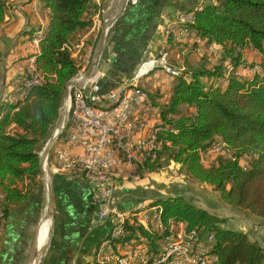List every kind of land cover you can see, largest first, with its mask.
Masks as SVG:
<instances>
[{"label":"trees","instance_id":"trees-1","mask_svg":"<svg viewBox=\"0 0 264 264\" xmlns=\"http://www.w3.org/2000/svg\"><path fill=\"white\" fill-rule=\"evenodd\" d=\"M38 1L51 10L49 31L41 41L36 61L44 82L29 89L25 100L0 106V227L12 211L44 187L40 153L58 120L66 85L81 69L74 59V45L93 25L91 0ZM6 7V1L0 0V25L5 21ZM190 12L195 20L183 26L209 45L217 44L220 57L214 56L212 67H207L209 61L204 58L197 64L186 61V70L181 74L176 70L177 76L172 77L168 94L148 92L159 109V140L164 146L158 158L145 163L139 174L153 177L174 163L190 182L218 192V207L264 222V0H212L201 10ZM181 47L180 51L186 49ZM248 48L261 55L259 62L243 61L242 51ZM243 65L254 70L251 75L233 71L227 76L229 67ZM134 73L131 71L130 78ZM99 84L102 94L117 86L103 91L104 84ZM106 104L91 101L97 109ZM216 144H222L223 149L212 164L204 165L201 154ZM140 192L151 197L150 207H161L165 225L178 223L172 221L175 219L191 229L213 234L212 255H218V263L264 264V244L258 233L252 236L229 225L227 212L211 211L183 193L167 196L156 190L149 191L151 195ZM134 231L129 228L123 241L135 239ZM160 241V235L150 233L148 253H156Z\"/></svg>","mask_w":264,"mask_h":264},{"label":"crops","instance_id":"crops-1","mask_svg":"<svg viewBox=\"0 0 264 264\" xmlns=\"http://www.w3.org/2000/svg\"><path fill=\"white\" fill-rule=\"evenodd\" d=\"M5 1L7 5L5 21L0 25V106L2 103L16 104L20 101L17 89L27 73H31L33 66L37 65L40 44L49 31L51 17V10L44 4L41 10L39 9L38 0ZM207 1L212 2V0H128L125 10L109 30L97 68L99 73L96 74V79L104 84L103 91L128 81L131 71L136 72L144 61L162 56L163 47L173 42V34L176 33V24L167 23L175 21L183 12L201 10ZM112 3L113 0H91L89 17L93 25L90 30L79 35V43L74 45L73 50L75 60L81 65L75 81H79L91 65L94 54L93 43L100 35L103 16ZM179 31H183L181 22H179ZM181 48L179 45H171L173 57L184 51H180ZM186 48L188 52L186 56L180 57L181 64H185L186 61L197 64L204 58L209 61L208 67H212L216 61L214 56L219 58L221 53L217 44L209 45L206 39L190 43ZM242 53L243 61L248 64L259 62L261 59V55L250 48L243 50ZM168 64L175 65V59H168ZM134 65L136 69L132 70ZM244 65L237 69L229 67L226 71L227 76L233 71L237 74L251 75L254 70L244 68ZM177 74L178 72L174 71L173 77ZM150 75L153 81L146 82V76ZM150 75L148 70H140V76H136V83H140L145 77L140 85L148 95V92L157 91L164 95L168 94L172 84L168 76L156 73ZM85 93L87 94L86 91ZM122 96L123 94H116V101H120ZM91 101L95 105L101 104V102L96 103L95 100ZM113 105L116 106L110 108ZM116 107L117 104H106L100 105L98 109L114 111ZM157 118L161 121L159 113L153 115V123ZM75 125L76 123L69 120L68 126ZM49 165H54L53 158L50 159ZM51 178L55 222L51 246L41 264H97L98 258L103 257L102 246L110 242L115 246V251H122V245L126 244L123 236L113 239L114 228L120 223L119 218L123 219L133 211L142 210L143 208L138 210L130 208L139 201L147 200V203L153 201L149 199L150 196L143 195L144 193L140 191L160 192L157 185L152 184L155 177L148 175L135 182L122 183L116 193L117 198L123 200L122 210L114 221V228H110L108 223L98 224L94 219V212L92 214L88 212L91 192L77 167H63V174ZM46 205L47 197L43 187L29 201L9 214L4 225L0 227V264H29L34 250L42 249L47 241L44 240L47 230L40 229ZM39 230L41 236L37 243ZM152 233L161 235L160 229ZM258 234L264 236L261 230H258ZM255 238L259 240V237Z\"/></svg>","mask_w":264,"mask_h":264},{"label":"built area","instance_id":"built-area-1","mask_svg":"<svg viewBox=\"0 0 264 264\" xmlns=\"http://www.w3.org/2000/svg\"><path fill=\"white\" fill-rule=\"evenodd\" d=\"M179 22L190 23L187 12L179 14L175 21L167 23L176 24V33L173 34V42L163 47V55L141 63L127 82L102 94L101 86L96 79V74L99 72L96 71L85 86L80 88V91H86L90 100H95L96 103L117 104V112H95V108H83L79 103V96L69 98V100L77 101L74 116L76 125L64 126L61 135L66 136V144L61 146L60 150L50 152L48 158H54V165L47 166L53 175L63 174V167H77V170H84L83 178L88 182L93 194L95 221L100 225L108 223L110 228H114V221L120 214L123 203L116 194L119 186L122 183L141 179L139 172L146 149H153V158L157 159L164 146L163 141H156V130H161L159 118L153 123V115H158V109L154 107L140 83H136V76H140V70L146 67L148 75L152 73L166 75L171 82L174 71L186 70V65L180 64V57L186 56L188 49L186 48L177 57H173L171 45L189 47L190 42H198L201 38L196 32L186 34L185 31H179ZM168 59H175V68H168ZM25 84H33V87H36L42 85L43 81H28L27 73L17 89V94L25 91ZM116 94H123V101H116ZM219 152H221V144H216L203 152L202 163H213L215 155ZM146 201H139L130 208L137 210L145 208ZM172 221L178 222L176 237L196 236L197 242H207V238H215L213 234L191 229L188 225L181 224L179 220L172 219ZM129 228L135 230L136 241L123 244L122 251H115V246H112L111 242L103 245V263L98 264H131L135 258H143V251L147 247V240H150V233L156 229L165 231L170 228V225H165L163 210H155L147 212L146 217L127 220L124 228H114V234L129 231ZM165 244L166 239L158 246L160 255L161 247ZM174 253L178 254V261L172 264H190V262L220 264L217 254L212 258H204L200 257L198 252L186 253V248L176 249Z\"/></svg>","mask_w":264,"mask_h":264},{"label":"bare ground","instance_id":"bare-ground-1","mask_svg":"<svg viewBox=\"0 0 264 264\" xmlns=\"http://www.w3.org/2000/svg\"><path fill=\"white\" fill-rule=\"evenodd\" d=\"M190 23L189 22H181L183 25L185 24H192L195 20V14H187ZM192 32L191 34H193ZM146 67H144L142 70H145ZM82 77L80 78V80ZM28 81L32 82H44V77L41 75V73L38 71L37 65L35 64L33 68L31 69V73L28 74ZM33 87V84H25V91H20L19 92V99L20 101L25 100L28 97V91ZM79 96V103L82 104L83 108H95L93 105H91V100L90 96L85 93V91H80V88H72L70 91V96L69 98H77ZM120 101H123V96L121 97ZM77 109V101L76 100H69V106L67 107V119L65 126L69 125V120L73 121L76 123V117L75 116V111ZM95 112H117V107L114 111H101L97 108H95ZM161 130H156V141L159 140V134ZM62 136V135H61ZM60 136V137H61ZM60 139V138H59ZM58 139L57 143L55 146L52 148L51 151H58L60 150L61 146L60 145V140ZM51 158H48L47 160V165H49ZM156 160L153 158V149H146L144 151V161H142V168L145 163L149 161ZM143 170V169H142ZM81 171L83 177H84V170H79ZM155 210H161L160 206H153L149 207L146 209H142L139 211H133L122 219H120V223L115 226V228H124L127 220H133L135 217H146L147 212H154ZM181 224L185 225L184 223L181 222ZM51 222L47 221L43 224L42 230L46 229L47 230V236H44V240H47L48 235H49V229H50ZM129 232L125 231L124 233H118L114 234L113 233V239H118L121 238L122 236L124 237L127 235ZM160 236H161V243H163L166 239V244L164 247H161V255H160V248L156 253H148L147 249L144 248L143 251V258H135L134 261L131 262V264H172L174 262L178 261V254L174 253L176 249L180 248H186V253H193L198 252L200 257L204 258H212V238L207 239L206 241H199L194 238V236L191 237H176L178 236V223L172 222L170 224V228L166 229L165 231L163 229H160ZM44 235V234H43ZM41 235H39L40 237ZM176 237V238H174ZM136 241V238L131 240V242ZM128 242V241H124ZM43 243V242H42ZM46 243V242H45ZM44 243V245H45ZM193 245V246H189ZM44 247V246H43ZM42 247V248H43ZM98 263H103V257L101 259L98 258ZM97 263V264H98ZM190 264H198V262H190Z\"/></svg>","mask_w":264,"mask_h":264},{"label":"water","instance_id":"water-1","mask_svg":"<svg viewBox=\"0 0 264 264\" xmlns=\"http://www.w3.org/2000/svg\"><path fill=\"white\" fill-rule=\"evenodd\" d=\"M127 2L128 0H113L111 7L104 14L103 25L100 31L98 43L96 45V48L94 49V54H93L91 65L89 69L85 72L81 80L79 81L71 80L66 85V90L63 96V100H62V104H61V108L59 112V117L55 124L54 131L51 134L49 140L47 141L44 149L40 153V160H39L40 171H41V177L43 181L45 194L47 197V205H46L44 216L41 220L40 229L42 225L47 221H50L51 225L49 229V235H48V238H47V241L44 247L40 250L38 248L34 250L33 254L31 255V260L29 264H41L52 242L54 222H55V202H54V195H53L52 178L50 174L48 173L46 166H47L48 156L52 148L55 146L58 139L60 138L62 131L64 129V126H65V123H66L67 106L69 102L70 91L72 88H83L85 84L91 79V77L97 71L99 63L101 61L103 49L107 41L109 30L111 26L118 20V18L121 16L123 11L125 10ZM92 197H93V194L90 195L89 199H90L91 204L88 209V212L91 214L95 210V205L93 203ZM39 235H40V230H39L38 237H37V243L39 241Z\"/></svg>","mask_w":264,"mask_h":264},{"label":"rangeland","instance_id":"rangeland-1","mask_svg":"<svg viewBox=\"0 0 264 264\" xmlns=\"http://www.w3.org/2000/svg\"><path fill=\"white\" fill-rule=\"evenodd\" d=\"M210 3L211 2L207 1L206 5H209ZM42 7H43V3L40 2L39 3V9L41 10ZM183 31H185L186 34H191L193 32V31L186 29L184 26H183ZM193 60H195V59L193 58ZM182 61H183V58H182ZM168 67L175 68V65H173V64L169 65L168 64ZM207 67H208V64H207ZM179 71L181 74V71H183V70H179ZM145 81L146 82L147 81L152 82L153 81L152 76L151 75L147 76ZM223 82L224 81H220V83H223ZM224 84H225V82H224ZM54 128L52 130V133L54 131ZM62 136L59 139L60 140L59 146H64L66 144V136L65 137H62ZM222 149L223 148H222V144H221V150ZM209 164H212V163H209ZM209 164L205 163L204 165H209ZM46 168H47L48 173L52 177L53 174H51L50 170L48 169V166H46ZM153 177H155L154 178L155 180L152 182V184H154V186L157 185L156 187H158V189H160V191L163 193V195L169 196V195H175L177 193H183L184 195L188 196V198H190L194 202L210 209L211 211H216L218 213H223V214H226V212H227L230 216L228 218L229 225H233L236 228L240 227L242 230L244 229L246 231V233L252 234V236L255 233L257 234L258 230L259 231L261 230L263 235H264V222H261L260 219L254 217V216L240 214L231 208H224L221 206L218 207L217 202L220 199V194L218 192L214 191L209 186L200 185L197 182H190L186 173L184 171H182L179 168V166H177L176 164H174V163L170 164L164 170L160 171V173L154 174ZM187 185L189 187H187ZM145 206H148L145 208H149L152 205H149V203L147 204L145 202ZM249 225H252V227L250 228ZM257 235L260 237V241L264 242V241H262L263 236L260 234H257Z\"/></svg>","mask_w":264,"mask_h":264}]
</instances>
